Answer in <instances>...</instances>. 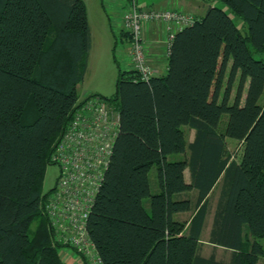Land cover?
Masks as SVG:
<instances>
[{
	"label": "trees",
	"instance_id": "trees-1",
	"mask_svg": "<svg viewBox=\"0 0 264 264\" xmlns=\"http://www.w3.org/2000/svg\"><path fill=\"white\" fill-rule=\"evenodd\" d=\"M209 1L223 6L209 4L175 34L166 73L143 80L119 69L109 100L77 90L91 49L83 0H0V264H67L45 212L44 174L75 110L95 96L120 116L88 220L103 264L264 257V0ZM185 127L195 132L188 144ZM213 208L208 242L231 251L228 260L201 255Z\"/></svg>",
	"mask_w": 264,
	"mask_h": 264
},
{
	"label": "built area",
	"instance_id": "built-area-1",
	"mask_svg": "<svg viewBox=\"0 0 264 264\" xmlns=\"http://www.w3.org/2000/svg\"><path fill=\"white\" fill-rule=\"evenodd\" d=\"M179 9H141L133 1L124 10L123 24L130 35L128 66L143 80L156 71L147 63L144 29L151 23L164 25L167 47L175 34L194 22ZM119 111L99 96L79 106L56 144L51 161L59 167L55 187L45 200V212L56 243L72 250L86 264H103L88 231V220L109 167L119 133Z\"/></svg>",
	"mask_w": 264,
	"mask_h": 264
},
{
	"label": "rangeland",
	"instance_id": "rangeland-1",
	"mask_svg": "<svg viewBox=\"0 0 264 264\" xmlns=\"http://www.w3.org/2000/svg\"><path fill=\"white\" fill-rule=\"evenodd\" d=\"M89 18L90 30H91V49L88 56L87 69L82 82L77 86V90L80 99L86 98L90 95H101L113 100L116 95V84L118 78L119 69H129L127 59L131 53V47H128V39L124 35L123 14L124 10L131 6L130 0H83ZM136 4L141 9L153 8H167V9H179L185 13L191 14L194 18L197 15L192 11H185L174 0H135ZM180 1V0H177ZM183 1V0H181ZM194 4H199V10L197 13L206 12L209 4L223 6L221 3H211L209 0H191ZM204 7L201 9V7ZM199 15V14H198ZM237 25L241 26L242 21L239 18H235ZM152 24V23H151ZM144 36V31H143ZM145 39V37H144ZM146 41V39H145ZM167 46V40L165 39ZM147 43V42H146ZM131 57V56H130ZM150 48L147 43V63L154 69V64L151 61ZM165 64H167L165 62ZM165 66V65H164ZM164 68V67H163ZM156 70V69H154ZM156 74H158L156 72ZM237 81L235 82L231 100L233 99ZM261 102H264V95L261 98ZM228 115L223 116V120L228 119ZM189 137V132L186 133ZM228 147L236 157H239L241 148L239 144L230 138H227ZM59 176V167L56 164H49L46 166L44 174L43 192H50L56 185ZM152 178V172L150 174ZM220 187V185H219ZM218 189V188H216ZM218 191V190H217ZM211 196L214 200L216 190ZM212 215V214H211ZM191 216L190 213L182 215L184 218ZM36 222L33 223L34 227ZM261 243L264 239L260 240ZM67 248H62L63 250ZM204 251L209 252V249L204 248ZM222 251V250H221ZM219 255L222 256L220 252ZM224 255V254H223ZM223 257H227L226 255Z\"/></svg>",
	"mask_w": 264,
	"mask_h": 264
},
{
	"label": "crops",
	"instance_id": "crops-1",
	"mask_svg": "<svg viewBox=\"0 0 264 264\" xmlns=\"http://www.w3.org/2000/svg\"><path fill=\"white\" fill-rule=\"evenodd\" d=\"M174 1L181 7V9H183L185 11L194 12V14L197 15V18L201 17L204 13L203 11L201 13H197L199 10L198 9L199 4H194L191 0H183V1L174 0ZM203 8L204 7L202 6L201 9H203ZM144 37H145L146 42L148 43V46L150 48V56H152L151 61L154 64V69H156L155 71L158 73V75H162V74L166 73L167 66H168L169 50L165 44L166 33H165L164 25L158 24V23H152V24L148 25L144 29ZM129 46H130V43H128V47ZM165 62L167 64H165ZM184 130H185V133L189 132V137H188V135H186L187 144H188L193 140L195 132L193 129H190L188 127H185ZM185 173H186V177L189 178V172L186 170ZM216 188H218V189H216ZM216 188H215L216 194H215V197L213 200L214 206L216 204L218 194L220 191L219 185H217ZM215 190H214V192H215ZM212 196H214V194ZM213 213H214V208L212 210V215H210L207 218V221H206L203 233H202L201 244H200L201 245V255L204 257H209L210 255L215 254L216 258L218 260H220V259L228 260L230 258L231 251L225 250L221 247H215L208 242L209 241V235H210V229H211V225H212V220H213ZM182 215H184V214H182ZM182 215H181V217H182ZM182 218H184V217H182ZM262 245L264 247V242L262 243ZM204 248L209 249V252L207 253V251H204ZM220 252L222 253V256L219 255ZM61 255H62L63 260L67 264H86L80 256H78L76 253H74L70 249H68V250L64 249L61 252ZM225 255L227 257H223ZM263 262H264V257H261L259 259L258 264H263Z\"/></svg>",
	"mask_w": 264,
	"mask_h": 264
}]
</instances>
